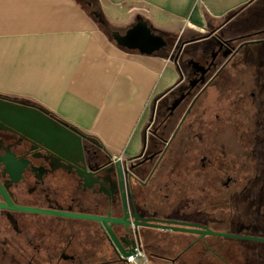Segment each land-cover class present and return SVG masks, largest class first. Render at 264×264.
<instances>
[{
	"label": "flooded vegetation",
	"instance_id": "af4514ba",
	"mask_svg": "<svg viewBox=\"0 0 264 264\" xmlns=\"http://www.w3.org/2000/svg\"><path fill=\"white\" fill-rule=\"evenodd\" d=\"M218 37L201 61L187 60L185 90L155 110L135 157L112 155L89 136L82 150L55 155L0 123V264H125L105 229L90 219L108 216L113 202H126L131 216L211 230L235 221L249 194L264 195V30ZM165 40L162 52L177 61L186 43ZM241 53L249 60L238 58ZM229 66L241 68L226 84ZM133 230L130 241L144 264H231L235 258L206 236Z\"/></svg>",
	"mask_w": 264,
	"mask_h": 264
},
{
	"label": "crops",
	"instance_id": "0c3cea01",
	"mask_svg": "<svg viewBox=\"0 0 264 264\" xmlns=\"http://www.w3.org/2000/svg\"><path fill=\"white\" fill-rule=\"evenodd\" d=\"M98 1L121 35L145 21L176 45L184 41L179 59L172 52L147 56L119 47L74 0H0V97L46 110L112 155L141 153L155 110L185 90L187 60L201 61L207 43L242 13L256 5L262 9L246 16L247 34L222 39L264 30V0ZM209 33L214 34L196 40Z\"/></svg>",
	"mask_w": 264,
	"mask_h": 264
},
{
	"label": "water",
	"instance_id": "95a60500",
	"mask_svg": "<svg viewBox=\"0 0 264 264\" xmlns=\"http://www.w3.org/2000/svg\"><path fill=\"white\" fill-rule=\"evenodd\" d=\"M113 39L119 47L147 56L159 54L168 46L165 38L154 33L145 21H138L124 35L114 32ZM0 123L7 126L9 130L29 138L34 143L43 145L48 152L55 155H60L64 150L70 153L77 149L82 150L83 141L91 143L90 138L77 128L65 122H57L35 106L25 103L0 99ZM3 151L6 153V150ZM103 180L99 177L98 183ZM109 208L108 216H94L90 219L105 229L112 248L120 262L125 264H127V258L135 255L136 245L130 241V235L133 234L135 228L264 242L263 239L215 233L202 226L148 219L137 212L131 216L128 213L126 202L123 203V200L121 206L118 202H113L112 207Z\"/></svg>",
	"mask_w": 264,
	"mask_h": 264
},
{
	"label": "rangeland",
	"instance_id": "374dc122",
	"mask_svg": "<svg viewBox=\"0 0 264 264\" xmlns=\"http://www.w3.org/2000/svg\"><path fill=\"white\" fill-rule=\"evenodd\" d=\"M260 10L262 9H259V5L253 6L250 10L242 13L229 28L220 32L219 35L225 37L231 34L238 36L247 34V30H245L246 28L244 29L246 22H249L246 16L249 14L253 15L254 13L255 15H258L261 13ZM116 32H118V30ZM212 43L213 42L207 44ZM215 48H217V46H215ZM237 57L241 59L246 58L247 61L249 60V56L246 53L244 54V57L242 53ZM240 68L236 69L232 66H229L222 74V81L226 84L231 83L234 71L240 70ZM209 95H214V92L211 91ZM172 103L173 101L166 105V107L171 106ZM207 103L208 102L201 103L200 107L205 106ZM184 128L181 130L182 139L185 138L187 133L186 129ZM180 152H183L182 149H180ZM249 199H253L254 202H252V204L248 203L247 201ZM244 201L247 204L246 207V204L240 203L238 205V203L241 202L239 199L235 201V204L241 207L239 210L234 212L235 221H233L231 224L224 225L213 224L211 226V231L219 234L264 240V195L260 193L249 194L244 198ZM259 201H261V203ZM204 218H206V216H199V219ZM196 222L201 223L199 220ZM206 237L209 239V241H213L215 244L217 243V245H222L235 256V258L231 260V264H264V242L237 240L232 238L216 237L212 235ZM225 258L230 260L228 257Z\"/></svg>",
	"mask_w": 264,
	"mask_h": 264
},
{
	"label": "trees",
	"instance_id": "16d2710c",
	"mask_svg": "<svg viewBox=\"0 0 264 264\" xmlns=\"http://www.w3.org/2000/svg\"><path fill=\"white\" fill-rule=\"evenodd\" d=\"M82 9L86 11V13L89 15L91 19H93L97 26L100 28L102 32L111 40L113 39V33L117 31L115 27H113L107 18L105 17L101 5L98 0H74ZM243 8L238 9L232 13H230L223 21V23H220L221 25L227 24L231 22L241 11ZM202 38L198 39L201 40ZM172 40V39H171ZM197 40V39H196ZM184 42V41H183ZM159 55L166 56L167 52H160ZM24 103V102H21ZM29 104V103H25ZM31 105V104H29ZM35 106V105H32ZM38 109H41L42 111H46L40 107L35 106ZM47 112V111H46ZM49 113V112H48Z\"/></svg>",
	"mask_w": 264,
	"mask_h": 264
},
{
	"label": "built area",
	"instance_id": "2783aa9c",
	"mask_svg": "<svg viewBox=\"0 0 264 264\" xmlns=\"http://www.w3.org/2000/svg\"><path fill=\"white\" fill-rule=\"evenodd\" d=\"M142 260H143V255L136 248L135 255L127 258V264H144Z\"/></svg>",
	"mask_w": 264,
	"mask_h": 264
}]
</instances>
